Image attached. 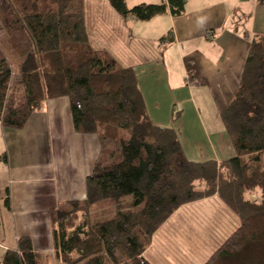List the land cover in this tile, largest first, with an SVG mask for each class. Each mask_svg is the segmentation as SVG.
<instances>
[{
  "label": "trees",
  "instance_id": "1",
  "mask_svg": "<svg viewBox=\"0 0 264 264\" xmlns=\"http://www.w3.org/2000/svg\"><path fill=\"white\" fill-rule=\"evenodd\" d=\"M185 1L129 7L125 0H108L123 18L136 21L167 11L180 15ZM0 22L2 126L22 129L47 99L66 96L74 131L96 134L101 148L85 180V198L50 210L52 256L35 252L30 237L22 235L0 264H52L51 257L56 264H154L143 256L153 233L180 206L210 195L239 223L203 264L263 240L264 33L249 37L237 88L219 111L234 155L194 161L177 130L149 118L134 68L88 48L84 0H0ZM158 40L160 47L173 41L172 31ZM256 193L259 200L250 197ZM106 200L115 211L92 219L93 207Z\"/></svg>",
  "mask_w": 264,
  "mask_h": 264
},
{
  "label": "crops",
  "instance_id": "2",
  "mask_svg": "<svg viewBox=\"0 0 264 264\" xmlns=\"http://www.w3.org/2000/svg\"><path fill=\"white\" fill-rule=\"evenodd\" d=\"M124 21L130 38L156 40L169 30L173 34V41L159 45L158 59L130 64L152 122L177 130L190 160L220 161L233 156L224 129L205 131L198 118L199 104L219 113L232 97L249 37L264 33V1L186 0L180 15L167 11L147 21ZM180 102V120L169 124L173 103L177 106ZM190 116L195 124L187 127L185 117ZM100 150L96 134L74 131L66 96L47 99L22 129L0 123V155L6 156L5 161L0 160V198L5 205V216L0 219V258L22 235L30 237L35 252H51L50 210L85 198V180ZM150 245L143 252L145 258H149Z\"/></svg>",
  "mask_w": 264,
  "mask_h": 264
},
{
  "label": "rangeland",
  "instance_id": "3",
  "mask_svg": "<svg viewBox=\"0 0 264 264\" xmlns=\"http://www.w3.org/2000/svg\"><path fill=\"white\" fill-rule=\"evenodd\" d=\"M125 2L131 7L142 0H125ZM84 15L89 49L103 50L122 66H128L144 59L159 58V40L133 36L130 38L128 24L113 9L108 0H84ZM3 36L4 31L0 22V42ZM16 79L17 76L14 75L13 81ZM182 106V102L177 106L173 103L171 115L177 116L178 114L180 117ZM199 107L198 118L205 131L207 133L223 131L219 113L216 110L210 112L209 106L205 109L204 105L199 104ZM193 117H185L187 127L195 124ZM178 120L180 118L171 121V116L167 119L172 125H175ZM111 146L115 150L114 144ZM228 151L234 154L230 145ZM117 156L118 153H115L114 159ZM250 197L259 200L258 193ZM4 206L0 198V219L1 216H5ZM92 211V219H105L115 211L114 203L110 200L102 201L94 206ZM238 223L237 216L218 196L210 195L196 199L180 206L159 226L151 238V245L149 244L151 249L146 255L154 264H203ZM2 249L0 247V254L3 252ZM47 254L52 256V250ZM49 260L50 263L56 264L52 257ZM216 264H264V238L260 242L247 244L233 256L220 259Z\"/></svg>",
  "mask_w": 264,
  "mask_h": 264
}]
</instances>
